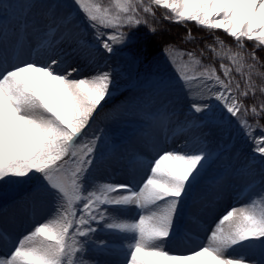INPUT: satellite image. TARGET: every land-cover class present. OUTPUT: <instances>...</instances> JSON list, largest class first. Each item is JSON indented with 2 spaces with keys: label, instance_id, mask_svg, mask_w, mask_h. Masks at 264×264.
I'll use <instances>...</instances> for the list:
<instances>
[{
  "label": "snow or ice",
  "instance_id": "1",
  "mask_svg": "<svg viewBox=\"0 0 264 264\" xmlns=\"http://www.w3.org/2000/svg\"><path fill=\"white\" fill-rule=\"evenodd\" d=\"M153 5L264 51V0H0V264H264L256 50L169 46L172 74L129 77L122 129L94 128L119 87L112 59L148 58L125 49L158 31Z\"/></svg>",
  "mask_w": 264,
  "mask_h": 264
},
{
  "label": "trees",
  "instance_id": "2",
  "mask_svg": "<svg viewBox=\"0 0 264 264\" xmlns=\"http://www.w3.org/2000/svg\"><path fill=\"white\" fill-rule=\"evenodd\" d=\"M154 12L152 14H147V19L149 25L158 29L155 34L149 31L148 27H139L135 35L137 40L130 46L129 51L131 54L137 52H145L148 54L147 59L142 58V62L133 61L135 70L137 73L144 74L150 65L168 53V47L173 46V49H181L185 52H194L199 57L201 49L204 48L205 44L215 45L219 51V46L216 45V39L224 41V47H231L233 52L242 51V54L247 57V54L256 50L254 46L258 44L256 41H249L244 39L242 43L244 44V49H238L236 47V42L234 38L225 34L222 30L217 29H206L203 26L198 25L194 21H183L179 24L175 23L171 19H165V14L168 12L166 9L157 8L153 5ZM141 15H145L141 13ZM194 37L195 39H191ZM256 54L259 57L261 63L256 68L253 69L252 79L257 85V89L264 85V77L258 75V73H264V51L256 50ZM151 61V62H149ZM203 63L205 64H215L218 74H222L219 68V61L213 59V54L211 52H205L203 57ZM225 64L229 62L224 61ZM247 63H252L251 60H247ZM245 72L248 71L247 68L244 69ZM236 75V79L241 83L243 88L244 78ZM261 94L257 90L256 97H260ZM123 94L120 98L115 101V105H105L99 112L98 118L106 121L117 113L122 106ZM124 103V102H123Z\"/></svg>",
  "mask_w": 264,
  "mask_h": 264
},
{
  "label": "rangeland",
  "instance_id": "3",
  "mask_svg": "<svg viewBox=\"0 0 264 264\" xmlns=\"http://www.w3.org/2000/svg\"><path fill=\"white\" fill-rule=\"evenodd\" d=\"M135 40H136V37H134L133 43ZM174 51L176 52L178 56L180 53H184L183 50L177 49V48L174 49ZM125 52L130 53L129 49H125ZM166 56H167V53L164 56H162L160 59L153 62L151 66L146 70V72L142 75L136 72L134 65H133V61L129 56L121 54V55L114 57L112 59V64L116 66L117 71L119 73L117 77L119 87L117 88L115 95L109 98V103H110L109 105H113V104L115 105L116 99L120 98L121 95L126 92L129 77L135 80L137 76L143 78V77H146L148 74H155L157 72H165V73L172 74L174 69L170 65L168 59H166ZM184 58L187 59L186 56ZM121 104H122L121 108H123L126 104L125 98H124V103L122 102ZM102 108L99 109V112ZM112 118L106 121H103L100 118H98V116H96L95 117L96 123L94 124V128L98 129V128L104 127V128H108L114 131L121 130L123 127L122 123H113ZM214 172L215 170L213 169L212 171L209 172L208 175L211 176L214 174ZM235 202L236 201L230 195H226L222 200L219 201L218 204L214 206L213 211L209 214V217H208L209 223H211V220L214 217L226 211L230 207V205L234 204ZM27 227H28V223H25L23 227H18L17 229L18 233L24 232L27 229ZM199 243H200V239L198 238V236L193 235L184 241L171 245L170 251L190 252L194 248L198 247Z\"/></svg>",
  "mask_w": 264,
  "mask_h": 264
},
{
  "label": "bare ground",
  "instance_id": "4",
  "mask_svg": "<svg viewBox=\"0 0 264 264\" xmlns=\"http://www.w3.org/2000/svg\"><path fill=\"white\" fill-rule=\"evenodd\" d=\"M235 203H236V202H235ZM235 203H234V204H235ZM231 205H233V204H231ZM231 205H230V206H231Z\"/></svg>",
  "mask_w": 264,
  "mask_h": 264
}]
</instances>
